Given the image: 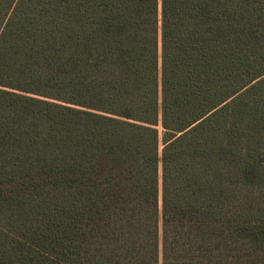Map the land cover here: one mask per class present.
Listing matches in <instances>:
<instances>
[{
  "label": "trees",
  "instance_id": "1",
  "mask_svg": "<svg viewBox=\"0 0 264 264\" xmlns=\"http://www.w3.org/2000/svg\"><path fill=\"white\" fill-rule=\"evenodd\" d=\"M0 264H264V0H0Z\"/></svg>",
  "mask_w": 264,
  "mask_h": 264
}]
</instances>
